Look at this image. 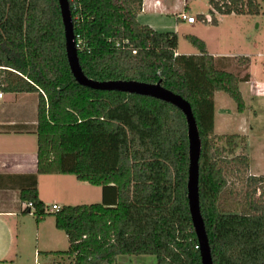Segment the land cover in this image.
<instances>
[{
    "label": "trees",
    "instance_id": "obj_1",
    "mask_svg": "<svg viewBox=\"0 0 264 264\" xmlns=\"http://www.w3.org/2000/svg\"><path fill=\"white\" fill-rule=\"evenodd\" d=\"M83 74L97 82L161 86L190 105L200 140L198 194L212 264H264V176L245 178L228 207L226 172L244 173L237 135L214 136L215 92L245 109L240 79L215 67L202 40L198 55H176L178 37L137 21L142 0H68ZM219 15H264V0H208ZM80 6L73 18L72 6ZM0 93H36L37 175H71L102 190L100 203L63 206L52 215L68 240L70 264H117L152 256L156 264H201L187 203V122L160 100L80 86L66 59L58 0H0ZM222 144L220 147L219 145ZM231 167V168H230ZM19 199L36 222L48 213L35 179ZM234 205V204H233ZM23 214H30L26 209Z\"/></svg>",
    "mask_w": 264,
    "mask_h": 264
},
{
    "label": "crops",
    "instance_id": "obj_2",
    "mask_svg": "<svg viewBox=\"0 0 264 264\" xmlns=\"http://www.w3.org/2000/svg\"><path fill=\"white\" fill-rule=\"evenodd\" d=\"M194 0H142L141 11L137 21L156 32H177L180 27H189L192 35L202 40L206 51L213 58L217 69L236 75L241 81L239 89L245 109L237 113L234 103L223 93L213 95L215 106L214 131L216 135L246 137L247 145L251 130L258 132L259 154L264 157V54L258 44L248 43L243 49L249 48L251 53H240L239 47L246 39L248 23L253 21L250 15H219L214 13L216 24L211 23L207 4V12L192 13L190 3ZM208 3V0H206ZM185 13L195 17L194 23L178 19ZM260 15V14H259ZM258 16V15H257ZM174 19V20H172ZM198 26H196V24ZM225 23H230L225 27ZM186 25V26H184ZM255 27L259 28L257 23ZM185 38V37H184ZM249 47L247 46V44ZM190 45V44H189ZM186 51L179 50V39L176 55H198L199 52L190 45ZM244 63L241 65L240 61ZM237 64V65H236ZM0 97V264H70L64 255L47 253L64 252L68 249L66 235L55 227L54 212H49L39 222L32 213L23 214L29 208L21 202L19 193L22 188L30 186L35 179L39 201L47 209L52 205L77 206L71 202L67 194V185L80 188L88 185L78 182L71 175H37V102L36 93L4 94ZM29 110L31 117L20 113ZM18 112V115H14ZM248 155V153H247ZM249 176H264L259 167H252L250 157ZM90 186V185H89ZM47 187L54 195L48 197L43 193ZM87 189L95 194V201L102 200L100 187ZM98 189V190H97ZM89 205V204H83ZM132 257H122L119 264L128 263ZM156 264V261H155Z\"/></svg>",
    "mask_w": 264,
    "mask_h": 264
},
{
    "label": "water",
    "instance_id": "obj_3",
    "mask_svg": "<svg viewBox=\"0 0 264 264\" xmlns=\"http://www.w3.org/2000/svg\"><path fill=\"white\" fill-rule=\"evenodd\" d=\"M65 38V52L69 70L77 84L100 91H115L126 94L151 97L168 103L182 112L187 122L188 137V177L187 203L193 231L198 243L201 264H212L211 250L204 221L200 212L198 194V161L200 154V140L196 123L190 105L181 96L164 89L161 81L154 85L135 81L97 82L88 79L82 72L78 53L74 42L72 14L68 0H58Z\"/></svg>",
    "mask_w": 264,
    "mask_h": 264
},
{
    "label": "rangeland",
    "instance_id": "obj_4",
    "mask_svg": "<svg viewBox=\"0 0 264 264\" xmlns=\"http://www.w3.org/2000/svg\"><path fill=\"white\" fill-rule=\"evenodd\" d=\"M207 1L206 0H194L192 3H190V8L192 10V13H203L205 14L207 12ZM263 9H264V4H262ZM196 17V16H195ZM253 21L248 23V30L246 31L245 37L246 39L244 40V42H242V45L239 47L240 49V53H251L254 54V51H252L249 47V45L247 44V46L249 48H245L243 49L242 47L246 46L243 44H245V41H247L248 43H252L255 42L256 44H258L262 54H264V15L260 14L256 17L252 18ZM174 20V19H172ZM259 24L260 27L257 28L255 27L256 24ZM199 23L196 24V26H198ZM230 23H225L224 26L227 27L229 26ZM186 26V25H184ZM191 31L189 27H180L178 33L174 32L178 39H179V50L180 51H186V49L191 48L189 43L184 39V37L187 35V33ZM241 65H244V63L241 62V60H239ZM237 65V64H236ZM17 114L14 115H18V112H14ZM22 116H27V117H31L28 120L32 119V113L27 110L25 112L20 113ZM26 117V118H27ZM226 135H230V134H226ZM214 136H220V135H216L215 131H214ZM258 132H255L254 129L251 130V134L249 135L248 138V145H247V141H246V137H242L240 136V140H237L238 143V148L235 150V154H245V156L248 155L250 157V162L252 167L256 168L259 167L260 171L264 172V157H262L259 154V145H258ZM220 147L222 146V144L219 145ZM248 153V155H247ZM249 160V159H248ZM231 168V167H230ZM227 175V179H228V187L229 190L231 191V193H227L226 195V200L227 203L229 204L228 207H232L235 206L236 202H241L242 200V196H243V191L245 190V178L247 176H249V170L247 169L246 172L244 173H239L236 172V168L234 169H229L226 172ZM67 185V194H69L71 196V202L75 203V205H83V204H94L97 202L95 201V194L94 192H92L91 190H96V189H87V188H92L89 185H80L82 187L80 188H73L71 184H66ZM98 190V189H97ZM43 193H45L46 196L48 197H53L54 195L51 193V191L48 190L47 187H43ZM262 193V195L260 196L262 198V200L264 201V184H262L260 186V192H258L255 196V198H258L259 195ZM234 204V205H233ZM122 258V257H121ZM120 259V258H119ZM119 259L117 261V264H119ZM124 264H155V258L152 256H142V257H132V259H130L128 261V263H124Z\"/></svg>",
    "mask_w": 264,
    "mask_h": 264
},
{
    "label": "built area",
    "instance_id": "obj_5",
    "mask_svg": "<svg viewBox=\"0 0 264 264\" xmlns=\"http://www.w3.org/2000/svg\"><path fill=\"white\" fill-rule=\"evenodd\" d=\"M80 6L79 5H73L72 6V12H73V18L74 20L77 22L78 19L80 18ZM178 19L181 20V21H185L187 23H194L196 21V18L195 17H191V16H188L186 15L185 13H181L179 14L178 16ZM74 42H75V46H76V49L77 51L78 50H82L83 46H84V40L82 38V36L80 34H76L74 35ZM2 96V94L0 93V97ZM26 206L29 208L30 210V213H34V206L32 205V203H26ZM60 208L56 205H52L50 209H47L45 210L47 213L49 212H56L58 211Z\"/></svg>",
    "mask_w": 264,
    "mask_h": 264
}]
</instances>
